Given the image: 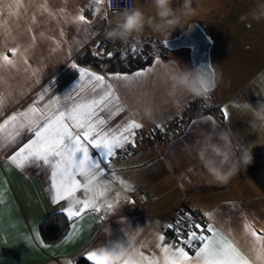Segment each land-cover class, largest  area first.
<instances>
[{"label": "crops", "instance_id": "0c3cea01", "mask_svg": "<svg viewBox=\"0 0 264 264\" xmlns=\"http://www.w3.org/2000/svg\"><path fill=\"white\" fill-rule=\"evenodd\" d=\"M90 1L94 2L19 0L21 6L17 7L16 0H0V54L15 65L0 68V264H66L68 260L75 264L88 251L120 249L125 255L115 264H134L133 252L163 264L161 247L174 244L194 258L193 247L169 242L166 237L164 242L158 240L165 236L173 209L184 201L202 214H210L205 215V227L212 224L237 246L251 249L248 225L264 237V20L251 21L246 27L239 18L255 7L256 0H193L195 13L185 27L196 21L210 36V65L219 76L202 103L216 106L219 113L199 115L195 99L168 95L159 71L162 61L168 60L193 68L188 48L153 47L151 61L130 71L107 70L111 59L100 68L76 60L117 14L106 10L105 0L88 12L85 7ZM179 2L173 0L172 7ZM134 7L153 14L149 0H133ZM80 14L88 23L75 22ZM180 30L172 31L169 38ZM145 37L167 38L148 28L139 39ZM127 47L120 49L123 54ZM13 48L17 49L15 57ZM120 50L110 52L122 56ZM80 68L104 76L105 85H113L112 96L91 117L90 123L96 125L93 138L105 134L111 138L133 120L142 127L133 130L135 146L126 144L124 148L129 150L125 152L116 149L105 162L102 149L81 140L92 161L105 170L101 179L107 188L103 197H96L100 211L85 209L69 221L61 238L46 242L40 234L41 219L51 212L65 214L67 201L53 202L49 166L30 161L19 168L11 158L36 139V131L48 118L106 94L102 87H94L95 81L81 80ZM149 68L150 72L131 81L113 79L117 74L134 76ZM225 109L228 119L223 116ZM184 111L187 116L170 125ZM100 120L104 123L98 124ZM160 128H165L161 135L148 137ZM223 128H231L240 142L253 147L251 164L227 183L215 180L192 150L201 133ZM70 130L74 135L83 133L82 129ZM138 191L147 192L149 200L136 201ZM76 195L85 199L83 192ZM107 203L113 207L108 209Z\"/></svg>", "mask_w": 264, "mask_h": 264}, {"label": "snow or ice", "instance_id": "6c2138e0", "mask_svg": "<svg viewBox=\"0 0 264 264\" xmlns=\"http://www.w3.org/2000/svg\"><path fill=\"white\" fill-rule=\"evenodd\" d=\"M96 5H100L103 0H94ZM16 6H21L19 0H16ZM46 10V9H45ZM14 15V12H10ZM77 23H88L85 16L80 14L75 17ZM133 52L136 49H132ZM12 56L17 55V49H11ZM103 55V53H97ZM107 55L111 57L112 52ZM14 67V61L10 60L7 55L0 54V68ZM76 68V65H72ZM81 80L87 78L88 82L95 81L94 87H102L106 94L100 100H93L90 103L75 104L67 113L61 111L53 118H48L45 125L36 131V139L31 144L26 145L19 152H17L11 159L12 162L19 168H23L26 163L30 161H42L44 165L49 166L51 171V187L54 191L52 197L54 203L60 201H67V207L63 209L70 220L77 218L85 209H93L97 212L100 207L97 205V199L103 197L107 185L102 181L104 176V169L100 167L99 163L92 161L89 154V148L81 140L87 142L94 149H102V156L104 162L115 155L116 149H123L126 144H133V137L135 135L134 129H140L142 124L130 121L119 131V134L100 135L98 138H93L92 134L96 131V125L90 123L91 117L94 115L97 107L108 101L112 96V84L105 85V77L95 74L84 68L78 69ZM151 69L137 72L134 76L115 75L114 80L117 81H131L143 77ZM247 107V105H245ZM33 113L35 109L31 110ZM225 119L229 118L228 111L222 110ZM28 114H25L27 118ZM208 119H211L209 117ZM15 120V117H13ZM66 121L71 122L70 124ZM98 124H103L104 121H97ZM159 127V126H158ZM71 128L82 129V135L78 132L75 135L70 130ZM85 163H91L98 169V176L100 177V189L97 193V199L89 201L86 199H79L77 192H82L81 185L78 182L80 168ZM77 205L82 207L77 208ZM113 205L107 203V208L111 209ZM205 215H210L205 213ZM181 220H177L176 224H169L166 227L169 229L176 228ZM202 229L210 235L198 234L192 228ZM249 228V235L253 238L252 247L249 250H244L237 246L235 242L227 239L219 230L212 224H208L206 229L200 224L189 226L188 234L182 239V243L196 250L195 257H190L184 247L179 245H168L161 247L163 253V264H264V237L257 235L255 231ZM75 231V229H74ZM180 230L177 228V237ZM160 242L165 241V236H158ZM194 242H199L198 244ZM125 255V251L120 249L118 252H106L102 250L88 251L84 255V259L91 264H115ZM134 264H160L156 259H148L138 252L132 253ZM66 264H74L73 260H68Z\"/></svg>", "mask_w": 264, "mask_h": 264}, {"label": "clouds", "instance_id": "9594fccd", "mask_svg": "<svg viewBox=\"0 0 264 264\" xmlns=\"http://www.w3.org/2000/svg\"><path fill=\"white\" fill-rule=\"evenodd\" d=\"M111 6L114 0H108ZM173 0H149L153 14H147L142 7L127 8L118 12L108 22L103 36L115 44L139 42V37L148 28L154 33H162L167 38L177 28L184 30L186 21L195 13L193 0H181L178 6L172 7ZM240 21L250 27V22L264 20V0H256L255 7L240 16ZM159 71L165 79L170 97H190L206 101L218 82V73L211 67L189 68L178 62L162 61ZM237 133L231 128L219 129L215 132L201 133L192 145L200 163L217 181L227 183L241 169L252 162L250 144L240 142ZM79 184L84 198L92 201L100 189L98 169L91 163H85L79 171Z\"/></svg>", "mask_w": 264, "mask_h": 264}, {"label": "trees", "instance_id": "16d2710c", "mask_svg": "<svg viewBox=\"0 0 264 264\" xmlns=\"http://www.w3.org/2000/svg\"><path fill=\"white\" fill-rule=\"evenodd\" d=\"M139 41L142 42L146 48L145 55L137 53L136 51L133 52L132 50L128 49L122 56H119L117 52L109 57L108 55L94 53L90 49L86 48L82 53L76 56V60L81 64L100 68L104 64H107V62H109L111 59V62L105 66L107 70L116 68L118 70L130 71L145 66L151 61L154 55L153 47H164L162 40L157 38L145 37L139 39ZM113 58L114 60L112 61ZM202 103L203 101L201 100H195L193 102V105L200 110L199 113L197 112V115L210 111H216L219 113V110L216 106H212L210 104L203 105ZM69 221L70 219L67 217V215L62 212H51L46 214L41 219L39 227L42 239L46 242H54L58 240L65 234ZM75 264H91V262L86 261L84 257H78L75 261Z\"/></svg>", "mask_w": 264, "mask_h": 264}, {"label": "built area", "instance_id": "2783aa9c", "mask_svg": "<svg viewBox=\"0 0 264 264\" xmlns=\"http://www.w3.org/2000/svg\"><path fill=\"white\" fill-rule=\"evenodd\" d=\"M95 8H96V4L93 1H90L86 4L85 10L88 12H93ZM105 8L107 11L118 13L127 8H133V0H114V3L111 6L109 5L108 0H105ZM124 45L125 44H121L119 42L113 44L105 40L104 36L102 35L93 38V40L89 44V49L94 53H103V55H107V53L110 52L111 50L122 49ZM133 48L136 49L137 53H140L142 55L146 54V48L143 45V43L140 41L138 43L135 41H130L128 43L127 50L128 49L132 50ZM195 111L196 113L198 112L197 110ZM187 114H188L187 111L182 112L181 116L177 120H174L170 125H173L175 122L182 120L184 117L187 116ZM164 131L165 128H160L159 131L148 134V137L152 139L153 137L161 135ZM128 150L129 148H123L124 152ZM149 198L150 196L145 191H138L134 194V199L138 202L148 201ZM177 220H181V223L179 225H176V228L169 229L166 227L169 224L175 225ZM206 222H207V218L205 217L204 214H202L194 206L190 205L187 201H184L173 209L172 214L165 226V237L169 242L182 244V239L187 236L190 224L191 225L200 224L203 226V228L206 229L205 227ZM177 228L180 230L179 239L177 237ZM191 230L196 231L198 234L206 235V231H203L202 229H196L193 227Z\"/></svg>", "mask_w": 264, "mask_h": 264}, {"label": "water", "instance_id": "95a60500", "mask_svg": "<svg viewBox=\"0 0 264 264\" xmlns=\"http://www.w3.org/2000/svg\"><path fill=\"white\" fill-rule=\"evenodd\" d=\"M185 28L175 36L162 39L164 47L169 49L188 48L193 68L211 66L209 60V49L212 43L210 36L196 21H190Z\"/></svg>", "mask_w": 264, "mask_h": 264}, {"label": "rangeland", "instance_id": "374dc122", "mask_svg": "<svg viewBox=\"0 0 264 264\" xmlns=\"http://www.w3.org/2000/svg\"><path fill=\"white\" fill-rule=\"evenodd\" d=\"M123 52H124V51L120 50L119 54H121V55H122V54H123Z\"/></svg>", "mask_w": 264, "mask_h": 264}]
</instances>
